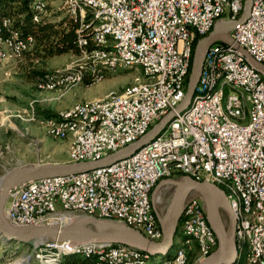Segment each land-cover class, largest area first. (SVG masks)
Here are the masks:
<instances>
[{"label":"built area","instance_id":"obj_1","mask_svg":"<svg viewBox=\"0 0 264 264\" xmlns=\"http://www.w3.org/2000/svg\"><path fill=\"white\" fill-rule=\"evenodd\" d=\"M91 6V13L103 16V11H111V18H103V24H93L85 34L93 43L98 38H106L107 28L120 31L123 46L120 59H143L147 71H156L164 78H172V85L159 94H148L140 99L131 97L118 105H109L99 110H90L85 117H95L105 121L104 129H89L86 139L81 142L79 159L70 163L99 161L110 152V145H117V151L127 147L152 127L145 126L149 115L167 112L165 104H174L185 98L178 94L176 73L182 67L178 52L179 42H185L191 31H199V42L205 38L204 26L211 9H219V21L235 22L240 19L247 0H83ZM251 12L244 26L229 31L232 39L244 48L260 64L264 57V0H252ZM32 11V8H31ZM38 11H32L37 13ZM95 29H105V36H95ZM137 48V57H129L127 47ZM224 43H214L207 51L198 84H205L204 94L223 75H235L236 83L250 89V107L254 110L253 125L249 129L234 128L230 122L219 116L218 100L212 106L194 110L181 122L169 128L166 135L134 155L109 167L100 168L73 177H54L42 182H28L11 191L5 210L7 221L16 228L56 225L62 226L77 217V205L91 211H107V218L120 222L121 217H129L137 223V230L147 238L159 242L163 239L161 227L155 226L156 212L143 210L144 188L151 182H161L159 171L169 170V164H188L190 172L204 173L210 161L204 131L217 135V146L221 151V171L242 186L250 198V217L261 214L264 223V92L248 77V71L236 64V57L224 55ZM213 52H221V60L212 62ZM240 56H242L240 54ZM0 57H3L0 48ZM101 60V58H97ZM96 60V61H97ZM89 67V64L86 65ZM92 72V69H90ZM95 79V78H94ZM198 86V85H197ZM239 99L232 97L236 109ZM74 116L66 119H83ZM196 123H203V130H196ZM257 168V176L249 177V169ZM231 207V201L228 199ZM206 215L201 197L191 193L184 202L181 217L183 232L201 235L206 245L208 233L203 225ZM248 229H250V219ZM243 231L235 229V241ZM64 243L68 246L70 242ZM218 244V243H217ZM80 251L92 254V250L108 252V261L101 264H130L141 257L133 255L120 245L92 244L76 246ZM188 249L186 247L185 251ZM245 264H264L255 259V251H250Z\"/></svg>","mask_w":264,"mask_h":264},{"label":"bare ground","instance_id":"obj_2","mask_svg":"<svg viewBox=\"0 0 264 264\" xmlns=\"http://www.w3.org/2000/svg\"><path fill=\"white\" fill-rule=\"evenodd\" d=\"M95 3H103V0H95ZM31 8L33 11H38L37 13H34V21H42L41 15L45 11L47 12V4L42 1H37L33 3ZM66 9L71 20L79 22L82 28H86L89 22H92L93 24L94 21V24H103V18H111V11H103V16H98V13H91L90 4L83 0H66ZM238 20L239 19H236V21ZM218 21L219 9H211L208 22L204 26L205 37L212 32ZM261 23H264V13L261 14ZM11 25L12 21L10 19H6L0 23V48L3 55V57H0V67L6 60H14V58H19L24 53L31 51L35 45V39L32 36H28L25 39L20 40L19 36L17 34L12 35V32L10 37H5L4 33L9 31ZM238 26H244V23ZM84 35L81 34L79 36L78 46L81 49V53L78 56L88 61L89 67H87L86 64L84 67L76 68L72 72H65V74L61 76L46 77L38 84V88L50 91L56 90L60 87L68 88L70 85L82 83L91 73V76L93 75L95 79L102 80L104 78V73H102L104 70L115 72L119 67L131 68L134 66H140L143 69L145 78L149 82L125 94H109L102 101L75 105L66 111L58 113L55 118L43 122V125L48 132L59 140H66L70 136H74L73 148L70 152V157L73 162L78 161L79 159L78 150L81 147V142L86 139V131L94 128H105V121H96L95 117H85L90 110H99L109 105H118L130 97L131 99H140L148 94H159L165 89H168L169 85H172V78L163 79L162 74H156V71H147V63L143 59H120V55H123V46L114 44V42H120V31H114V28H107L106 38H98V42L96 43H93L91 36L87 37ZM194 35L199 36V31H191L188 34L186 41L179 42L178 44V52H182V67L176 73V80L177 83H179L178 94L184 92L186 78L190 71L194 47L192 39ZM95 36H105V29H95ZM127 54L129 57H137V48L135 46H128ZM224 55L236 57V64L243 66L245 70L248 71V77L262 92H264V72L258 71L254 66L249 64L247 60L243 56H240V53L233 47L226 46V48H224ZM97 58H101V60H97ZM220 60L221 52H213L212 62H219ZM260 64L264 65V57H260ZM90 69H92V72ZM204 91L205 84H198L194 98L190 106L184 112L180 113L176 110L185 98L175 103L173 110L172 104H165V111L169 112H167L160 119L159 115H149L145 119L146 127H153L170 112L175 113V117L169 123L166 130L151 143L139 150V152L150 145H156L158 143V139L161 136L166 135L168 129L172 128L176 122L185 120V118L190 116L196 109H203L204 106H212L217 100L219 105V116L227 122H230L234 128L249 129L253 125L254 110L249 105L250 89H245L243 84L236 83L235 75L220 76L205 94ZM232 97L237 98L240 101L236 102V109L232 106ZM76 112L77 117L85 118L71 119V122H66V119L74 116ZM196 130H203V123H196ZM204 138L208 145V156L211 158L207 165V182L223 185L227 191L231 192V196L233 195L232 197L236 206L234 210L231 205V209L233 208V213L236 211L234 214H237L235 216H237L236 218L238 219L236 226L238 227V231H243L240 239L235 241L237 256L235 262L232 264H245L246 257L249 255L250 251H255V259L258 261H264V223H261V214H253V216L250 217V211L247 207L250 205V198L246 196L241 185L221 171V151L217 146V135L213 131H204ZM139 139L135 140V142ZM116 151L117 145H110V152ZM128 159H134V156ZM179 174L190 176L200 182L204 179V173L190 172L188 170V164L183 163L169 164V170L159 171V178L161 180L165 176ZM73 176H78V174ZM256 176L257 168H250L249 177ZM35 182H42V180ZM157 183L158 182H151V184L144 188V211H152L151 194ZM227 199L229 198L227 197ZM78 216L107 218V211H91L90 213L88 209H84V205H77V217ZM247 219H250V229H248ZM207 221L206 215H203V225L208 233V240L211 243L206 245L201 235H196L192 232H184L187 239L181 242L182 248L178 253V257L170 264H183V249L191 246L193 243L197 244V248L201 254L200 262L206 261L213 255L218 247V239ZM120 222L137 230V223L129 217H121ZM155 226L160 227L157 216L155 219ZM48 247L50 250L44 249L39 251V253H41V255H37L39 264H60L63 257L67 254L96 256L100 262L108 261V252H104L102 250H92V254H89L85 251H80L76 246L72 247L64 243H52L48 244ZM120 248L128 250L129 253L133 255L141 256L138 260L130 262V264H146L151 256L146 252L136 248H130L126 245H120Z\"/></svg>","mask_w":264,"mask_h":264},{"label":"water","instance_id":"obj_3","mask_svg":"<svg viewBox=\"0 0 264 264\" xmlns=\"http://www.w3.org/2000/svg\"><path fill=\"white\" fill-rule=\"evenodd\" d=\"M252 3V0H247L246 7L238 21H218L213 31L198 43L189 76L186 96L177 108V112H184L190 106L201 77L207 51L214 43L220 42L233 47L249 64L254 66L258 71L264 72V65L258 64L229 34V31L247 20L251 12ZM174 117L175 113L170 112L137 142L109 154L99 161L25 164L6 170L5 174L0 177V237L7 243L32 244L34 247L56 241L70 242L72 247L110 244L126 245L150 255H166L175 244V236L184 202L191 193H195L203 200L208 223L218 239V247L213 255L206 261L196 264L234 263L237 256L235 243L237 218L229 205L225 192L213 183L196 181L190 176H182L174 180H162L152 193L154 209L163 231V239L159 242L150 240L141 231L131 228L124 223L90 216H78L72 222L62 226L44 225L27 228H16L5 217L10 193L15 188L32 181L91 172L131 158L139 150L159 137ZM166 185L174 187V193L166 215L162 217L157 208L158 194L161 188ZM221 207H224L229 214L230 225L228 227H226L223 219ZM31 258L32 256L27 257L28 260Z\"/></svg>","mask_w":264,"mask_h":264},{"label":"rangeland","instance_id":"obj_4","mask_svg":"<svg viewBox=\"0 0 264 264\" xmlns=\"http://www.w3.org/2000/svg\"><path fill=\"white\" fill-rule=\"evenodd\" d=\"M37 1L47 4V12L45 11L46 13L44 12L45 14L41 15L42 20L46 17H51L53 21L56 20L55 23L63 21L65 18L71 20L67 14L66 0H34L33 3ZM24 56L14 58V60L8 59L0 67V71L5 67L3 72H6L5 75L2 72L1 78L4 80L0 81V177L5 174L6 170L25 165L22 161L35 159L38 152L41 154L42 147L45 148L44 154L42 153L45 161L67 160L66 163L73 162L72 160L68 161L66 152L68 145H65V140L55 138L43 125L44 121L55 118H46L44 115L45 112H52L49 105L54 103V105L66 106L79 104L80 102H82L80 104H86L85 102L89 103L90 101L98 102L104 100L109 94H125L149 82L140 66L119 67L115 72L104 70L102 80L94 79L95 77L91 76V73L80 84L70 85L68 88L60 87L51 91L42 90L38 88V84L42 80L38 83L41 78H31L33 72H44L48 77H56L65 74V72H72L76 68L84 67L88 64V61L74 54H64L31 63L27 59H23ZM185 93L186 91L181 94ZM97 97L103 99L95 100ZM176 178L179 177L177 175L165 176L160 181ZM215 185L226 193L229 200L232 198V201L230 200L231 205L235 209L236 206L231 192L227 191L223 185ZM173 193L174 187L170 185L163 186L159 191L157 208L162 217L166 215ZM221 213L226 227H228L230 225L229 214L224 207H221ZM181 242L178 243L173 259L162 264H170L178 257V253L182 248ZM48 244L52 243L47 242L38 247L29 244L31 245L29 247L19 243L9 244L0 237V264H39L37 255H41L40 250H50ZM195 247H197V244L193 243L186 251V248L183 249V264L187 263L188 253L194 250ZM69 255L77 254H67L65 256ZM29 256H32L30 260L27 259ZM93 258L96 263L98 261L101 264L97 257L93 256ZM200 259L201 254L199 253L195 264L200 262Z\"/></svg>","mask_w":264,"mask_h":264},{"label":"trees","instance_id":"obj_5","mask_svg":"<svg viewBox=\"0 0 264 264\" xmlns=\"http://www.w3.org/2000/svg\"><path fill=\"white\" fill-rule=\"evenodd\" d=\"M34 0H0V23L6 19L12 21V25L9 31H6L5 37L12 35H18L20 40L25 39L28 36H32L35 39V46L33 50L24 53L23 59H27L29 62L42 61L61 56L64 54L80 55L81 49L78 46L79 36L85 34L89 30L92 22H89L86 28H82L81 24L77 21L67 20L65 18L58 23H55L51 17H46L40 22L34 21V13L31 11V5ZM84 36H90L85 34ZM199 36H193V57L191 60V67L189 74L186 78L184 92L187 91L189 82V76L192 69L193 59L195 55L196 47L199 43ZM22 55V56H23ZM44 72H33L31 78L39 79L38 83L45 79L47 74ZM43 77V78H42ZM46 118L56 117L55 113L45 112ZM178 177L184 176L183 174L177 175ZM202 179L201 181H203ZM208 179H206L207 181ZM230 197V195H228ZM232 201V198H230ZM183 218H180L177 233L175 236V244L173 248L166 255H151L146 264H162L166 261L170 262L176 253L178 243L185 241L187 237L184 235L182 229ZM11 242L9 244H14ZM18 244V243H17ZM23 245V244H20ZM31 246L29 244H24ZM199 255V250L195 247L194 250L188 253V259L186 264H195ZM96 257V256H95ZM244 257V254H243ZM166 262V263H168ZM60 264H99L95 262L93 256L87 255H69L65 256Z\"/></svg>","mask_w":264,"mask_h":264},{"label":"crops","instance_id":"obj_6","mask_svg":"<svg viewBox=\"0 0 264 264\" xmlns=\"http://www.w3.org/2000/svg\"><path fill=\"white\" fill-rule=\"evenodd\" d=\"M54 22H57L56 20L54 21ZM4 66V65H3ZM5 68V67H4ZM4 68L0 71V81H3L4 79H2L1 77V74H2V72H3V70H4ZM5 73L6 72H3V74L5 75ZM2 74V75H3ZM1 88V87H0ZM49 94H51V93H49ZM61 94V93H60ZM97 99H103V98H101V97H97L95 100H97ZM91 102V101H90ZM80 103H82V102H80ZM79 103V104H80ZM85 103H87V102H85ZM76 105H78V103H75ZM75 104H72V105H66V106H59V105H54V103L53 104H51V105H49V108H50V110L53 112V113H55V114H57V113H59L60 111H63V110H66V109H69V108H71L72 106H74ZM73 138H74V136H70L68 139H66L65 140V145H68L67 146V155H68V161L69 160H71V158H70V152H71V149L73 148ZM69 142H70V144H69ZM69 146H70V149H69ZM68 150H70V152H68ZM44 152H45V148L44 147H42V149H41V154L38 152L37 153V155H36V158L35 159H33V160H29V159H26V160H24V161H22L24 164H38V163H66L67 162V160H57V161H53V160H50V161H45L44 160V158H43V154H44ZM43 153V154H42Z\"/></svg>","mask_w":264,"mask_h":264},{"label":"flooded vegetation","instance_id":"obj_7","mask_svg":"<svg viewBox=\"0 0 264 264\" xmlns=\"http://www.w3.org/2000/svg\"><path fill=\"white\" fill-rule=\"evenodd\" d=\"M235 210V209H234ZM236 212V211H235ZM237 215V214H236Z\"/></svg>","mask_w":264,"mask_h":264}]
</instances>
